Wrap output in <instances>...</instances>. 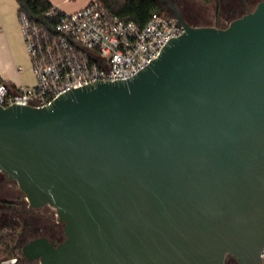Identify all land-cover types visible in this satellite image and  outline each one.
I'll return each mask as SVG.
<instances>
[{
    "label": "water",
    "instance_id": "obj_1",
    "mask_svg": "<svg viewBox=\"0 0 264 264\" xmlns=\"http://www.w3.org/2000/svg\"><path fill=\"white\" fill-rule=\"evenodd\" d=\"M173 3V2H171ZM171 36L133 75L0 104V172L56 241L40 264H264V0Z\"/></svg>",
    "mask_w": 264,
    "mask_h": 264
},
{
    "label": "built area",
    "instance_id": "obj_2",
    "mask_svg": "<svg viewBox=\"0 0 264 264\" xmlns=\"http://www.w3.org/2000/svg\"><path fill=\"white\" fill-rule=\"evenodd\" d=\"M48 22L28 17L18 5L17 18L34 81L9 84L0 80V104H48L60 92L95 79L113 80L133 75L171 36L184 31L173 16L153 11L142 24L125 20L102 0L65 11L50 0ZM48 21V20H47ZM264 262V247L261 250ZM16 257L3 264H15Z\"/></svg>",
    "mask_w": 264,
    "mask_h": 264
},
{
    "label": "rangeland",
    "instance_id": "obj_3",
    "mask_svg": "<svg viewBox=\"0 0 264 264\" xmlns=\"http://www.w3.org/2000/svg\"><path fill=\"white\" fill-rule=\"evenodd\" d=\"M54 1V0H53ZM59 1V0H55ZM158 1V0H157ZM170 2L175 3V6L178 12L183 16V18L188 21L192 25H218L226 26L233 19L236 14L231 12L233 6L238 5L237 0H169ZM228 2V4H227ZM256 6V4L252 5V9ZM75 7V5L70 4H60V8L65 11H70ZM161 10L164 11L165 14L173 15V12L169 10L166 6L161 4ZM242 14V13H241ZM240 14V15H241ZM25 58L27 56L25 54ZM32 76L30 75V81L27 84L32 82ZM15 197L25 198L24 193L20 190L18 185L13 180H8L5 178V175L0 172V264L12 256L8 255L7 250L4 248L2 244V238H7L10 235L15 236V240L12 245L14 247V254L19 258V260L15 264H40L38 259H34V261H29L22 254L20 246H18L16 240L19 237V231H21V225L23 220H21V215L19 212L15 210L16 207L8 206V204L1 203L2 200H13ZM24 206H27L26 199L24 200ZM35 218H39L41 220V224L45 226L43 232L47 233V235H55V237H62L63 232V223L59 221L57 218L56 210L54 207L46 204L39 208H36L31 213ZM23 217V215H22ZM50 224H53V228L46 229ZM55 226V227H54ZM54 228L57 230L54 233ZM62 230V231H61ZM42 233V230L39 232H30V235H37ZM27 235V234H26ZM23 240V239H22ZM57 240V239H56ZM20 243L23 241L20 240Z\"/></svg>",
    "mask_w": 264,
    "mask_h": 264
},
{
    "label": "trees",
    "instance_id": "obj_4",
    "mask_svg": "<svg viewBox=\"0 0 264 264\" xmlns=\"http://www.w3.org/2000/svg\"><path fill=\"white\" fill-rule=\"evenodd\" d=\"M102 1L109 10H111L112 12H115L117 15H119L125 20H133L138 25H142L147 20L151 12L153 11L164 12L161 10L162 8L161 4L157 0H102ZM17 2H18L19 7L27 13L30 19L39 21V22H44V23L45 22L49 23L50 21H52L51 19H45L46 17L44 14L47 8H49V6L51 5L49 1L47 0H17ZM15 198L21 199L20 197H15ZM1 203L8 204V206L13 205V207L20 208V209H17L16 211L20 213L21 220H23V223L21 225L22 226L21 234H19V237L17 239L24 242L25 240H27V238L32 237V236L45 235L48 238L55 237L56 234L52 236V235H47V233L43 232V230L45 229V226L40 223L41 220H39V218H35L36 216L34 217L31 214L34 209L29 211L24 208H21L22 205L20 204L19 200L17 201L16 200H11V201L2 200ZM51 228H53V226ZM39 230H42V233L37 234V235L28 236L30 232H34V231L39 232ZM54 231H55L54 233L57 232L55 228H54ZM63 236H64V232H62V237ZM62 237L60 238L57 237L56 238L57 241L60 240ZM14 240H15V236L10 235L7 238H2L1 242L4 245V248L7 250L8 255L12 257H16V262H18L21 260H19V258L13 252L14 247L12 243ZM231 257L232 256L227 255L224 264H232Z\"/></svg>",
    "mask_w": 264,
    "mask_h": 264
},
{
    "label": "crops",
    "instance_id": "obj_5",
    "mask_svg": "<svg viewBox=\"0 0 264 264\" xmlns=\"http://www.w3.org/2000/svg\"><path fill=\"white\" fill-rule=\"evenodd\" d=\"M50 1L59 8L60 4L75 5L72 9L75 10L91 0ZM17 11V0H0V79L13 85L27 84L30 75L34 81L28 57L25 58L27 53Z\"/></svg>",
    "mask_w": 264,
    "mask_h": 264
},
{
    "label": "flooded vegetation",
    "instance_id": "obj_6",
    "mask_svg": "<svg viewBox=\"0 0 264 264\" xmlns=\"http://www.w3.org/2000/svg\"><path fill=\"white\" fill-rule=\"evenodd\" d=\"M238 1V5L237 6H233V8L231 9V12L232 13H234V14H236L237 16H235V17H238V16H241V15H243L244 13H246V12H248V11H251V10H253L251 7H252V5L253 4H257L259 1H261V0H237ZM158 2L160 3V4H162L163 6H166L169 10H171L172 12H173V6H172V4L173 3H171L169 0H158ZM227 4H228V2H227ZM242 13V14H241ZM241 14V15H240ZM234 17V18H235ZM233 18V19H234ZM232 20V19H231ZM195 25V24H194ZM196 25H198V24H196ZM216 26H221L220 24H218V25H216ZM221 27H223V26H221ZM24 197H25V195H24ZM26 198H21V199H19V198H13V200H19V202H20V204L22 205V207L21 208H24V209H26V210H33V209H36V208H39V207H28V202H27V206H23L24 204H25V202H24V200H25ZM27 201V200H26ZM15 202V201H14ZM46 205V204H45ZM17 209H20V208H15V210H17ZM53 225H51L50 224V226H48L46 229H49V228H51ZM18 234H21V231H19V233ZM41 236V235H40ZM45 236V235H44ZM34 237H37V236H32V237H29V238H27V240H25L23 243H20V240L19 239H17L16 240V242H17V244H18V246H20V248H22V246H23V244H25L27 241H29L30 239H32V238H34ZM48 238V237H47ZM48 239H50V240H52V239H54V240H56L55 238H48ZM57 241V240H56ZM234 260V261H233ZM29 261H34V259L33 260H29ZM231 261H232V264H237L236 263V261H235V259H233V257H231Z\"/></svg>",
    "mask_w": 264,
    "mask_h": 264
}]
</instances>
